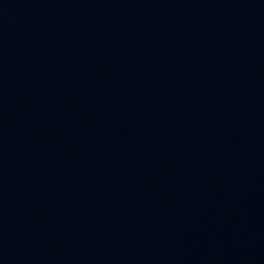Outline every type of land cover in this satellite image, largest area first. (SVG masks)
I'll return each mask as SVG.
<instances>
[{"label": "water", "instance_id": "water-1", "mask_svg": "<svg viewBox=\"0 0 264 264\" xmlns=\"http://www.w3.org/2000/svg\"><path fill=\"white\" fill-rule=\"evenodd\" d=\"M0 264H264V0H0Z\"/></svg>", "mask_w": 264, "mask_h": 264}]
</instances>
